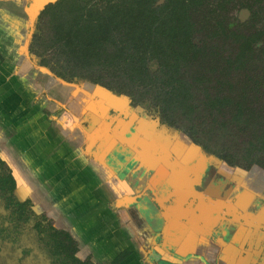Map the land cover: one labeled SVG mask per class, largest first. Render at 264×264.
Instances as JSON below:
<instances>
[{
    "label": "crops",
    "instance_id": "0c3cea01",
    "mask_svg": "<svg viewBox=\"0 0 264 264\" xmlns=\"http://www.w3.org/2000/svg\"><path fill=\"white\" fill-rule=\"evenodd\" d=\"M51 1L0 0V156L17 197L93 264H264L254 173L213 165L184 135L155 142L124 99H89L32 61L33 19Z\"/></svg>",
    "mask_w": 264,
    "mask_h": 264
},
{
    "label": "trees",
    "instance_id": "16d2710c",
    "mask_svg": "<svg viewBox=\"0 0 264 264\" xmlns=\"http://www.w3.org/2000/svg\"><path fill=\"white\" fill-rule=\"evenodd\" d=\"M160 1L49 3L29 38L32 61L67 84L128 98L131 109L143 108L169 136H186L206 157L224 162L230 174L264 178V30L252 33L244 22L235 31L225 17L229 6L251 11L250 0ZM16 190L0 156L1 246L6 235L27 256L38 250L52 264H93L80 260L78 242L35 212L30 200L21 201ZM24 235L30 242L23 245Z\"/></svg>",
    "mask_w": 264,
    "mask_h": 264
},
{
    "label": "flooded vegetation",
    "instance_id": "af4514ba",
    "mask_svg": "<svg viewBox=\"0 0 264 264\" xmlns=\"http://www.w3.org/2000/svg\"><path fill=\"white\" fill-rule=\"evenodd\" d=\"M164 0H161L159 2V4H163ZM250 5H252V10L246 13V20L249 19V21L251 22V26L253 28L252 33H256L255 31L257 29H261L258 26L261 25L259 24L260 22H258V19L260 18V15H264V8H262L261 6L264 5V0H250ZM232 7V6H231ZM229 8V12L225 13V17H226V21H227V26L229 28H231L232 30L237 31L239 29L238 28H232L230 27V13H231V9L230 6ZM205 10V9H204ZM211 10V9H210ZM203 12V11H202ZM255 12L257 13V15L255 14ZM229 15V16H228ZM214 18V16H213ZM243 21H245L243 19ZM241 23V21H239ZM213 24H215V21L213 20ZM195 43H199V39L195 40ZM263 43H260L259 46L262 47ZM131 109V108H130ZM133 109V108H132ZM144 112L143 114V118L146 120H149L150 122L155 123V127H157L158 131H159V136H161V133H164L165 131L161 130L159 128L160 126V122L158 120H153L152 118H150L146 113L145 110L143 108H141ZM142 112V111H141ZM167 135V134H166ZM182 135V134H181ZM180 135V136H181ZM169 136V135H168ZM176 136V135H175ZM263 179V177H261L262 175L260 174H253L251 180L253 182V185L255 187V194L256 196L258 195V199H261L260 197V193H262V191H264L263 189V181H261V179ZM258 177V178H257ZM252 185V184H251ZM262 202V199L260 200ZM258 203V202H257ZM34 209V208H33ZM35 211V210H34ZM2 210L0 209V226H1V222L3 221V216L1 214ZM36 212V211H35ZM39 214V213H38ZM44 215V214H43ZM47 218V217H46ZM48 219V218H47ZM48 222H50L52 225L53 223L51 222V220L48 219ZM8 222L6 223V226H8ZM54 226V225H53ZM55 227V226H54ZM56 228V227H55ZM58 229V228H57ZM60 230V229H59ZM4 238L6 239L5 241V245L1 246L0 245V264H52V259L47 255V253L45 251H38L36 250L35 252L32 250L31 255L27 256L25 255V251H24V246L22 248L17 249L16 248L13 249L12 247V243H9V241H11L9 239V237H7L6 235H4ZM30 242V240L27 238V235H24L22 237V239L19 242ZM16 246V245H15ZM40 252V253H39ZM81 260V259H80ZM88 260V259H87ZM85 260V261H87ZM83 261V260H82Z\"/></svg>",
    "mask_w": 264,
    "mask_h": 264
},
{
    "label": "rangeland",
    "instance_id": "374dc122",
    "mask_svg": "<svg viewBox=\"0 0 264 264\" xmlns=\"http://www.w3.org/2000/svg\"><path fill=\"white\" fill-rule=\"evenodd\" d=\"M262 8H264V5H262L261 6ZM230 8H232L231 9V13H230V27H232V28H238V27H240V29L241 28H243V25L245 24V23H247V25H248V27H252L251 26V22L249 21V19H245V18H247L246 16V12H244V9H240L237 5L236 6H234V7H231L230 6ZM204 10V9H203ZM229 16V15H228ZM243 19L245 20V21H243ZM239 21H241V23L239 22ZM243 22V23H242ZM245 22V23H244ZM258 22H260L259 24H261V25H259L258 27L259 28H261L262 30H264V15H260V18L258 19ZM262 69H263V66L262 65H259V68H258V73L260 74V75H262ZM86 85V84H85ZM82 86V87H78V85H76V87L77 88H79V89H82V88H85V90L83 91L84 93H85V95L89 98V99H92V100H95V101H98V100H101V99H106L107 97H110V92H108L107 90H104V89H101V88H98V87H95L94 88V90H93V88H88V87H91V86H88L87 87V85L86 86ZM260 99H261V102H259L260 103V105H262V104H264V84H263V86L261 87V90H260ZM122 102V101H121ZM129 103V102H128ZM34 104H35V102H34ZM91 104V103H90ZM87 105H88V103H87ZM259 105V104H258ZM91 107H92V105H90ZM118 108H119V106H117ZM127 113H132V112H135V113H143L144 111L141 109V107H135V108H133V109H130L129 107H128V109H127ZM142 111V112H141ZM107 112L105 111L104 112V114H106ZM117 114V116L119 115V112H118V110H116L115 108H111V110H110V114H109V116L110 117H112L113 115H116ZM99 124H101L102 123V121H100V122H98ZM97 123V124H98ZM114 126H117V125H115L114 124ZM111 136H110V134H109V132H106L105 134H103V135H97V137H96V139L94 140V143L92 144V145H97V146H100V145H102L106 140H107V138H110ZM166 137H170V138H166ZM180 135H176V136H168V135H166V132H164V133H161V136H158L157 137V139H156V141L155 142H159V141H163V142H165V141H167V139H171V140H177L178 139V141L180 140ZM92 138V137H91ZM171 140H170V142H171ZM91 144V139H90V141H88L87 142V145H90ZM194 145V144H193ZM197 148H198V151H199V153H201L202 151H201V148L200 147H198V146H196ZM213 160L215 161V163H217V164H213V165H217L218 167H219V165L220 166H222V165H225V163L224 162H221L219 159H217V158H213ZM222 164V165H221ZM259 177V176H258ZM257 177V178H258ZM260 178V177H259ZM261 179V178H260ZM261 181H263V189H264V178L263 179H261ZM236 222H238V221H236ZM240 222V221H239ZM238 222V223H239ZM243 222V221H242Z\"/></svg>",
    "mask_w": 264,
    "mask_h": 264
},
{
    "label": "water",
    "instance_id": "95a60500",
    "mask_svg": "<svg viewBox=\"0 0 264 264\" xmlns=\"http://www.w3.org/2000/svg\"><path fill=\"white\" fill-rule=\"evenodd\" d=\"M57 0H53V1H51V2H49V3H54V2H56ZM48 3V4H49ZM48 4H46V5H48ZM46 5L44 6V8L46 7ZM43 8V9H44ZM42 9V10H43ZM41 10V11H42ZM41 11H40V13H41ZM40 13L38 14V16L40 15ZM38 16L35 18V19H33L34 21H33V26L32 27H34V24H35V22H36V20H37V18H38ZM45 71H47L49 74H51L48 70H46V69H44ZM51 76H52V74H51ZM57 80V79H56ZM59 81H61V80H59ZM61 82H63V81H61ZM63 83H65V82H63ZM65 84H67V83H65ZM68 85H71V84H68ZM110 96L112 97V100H118V98L119 97H117V96H114V95H111L110 94ZM119 99H124L126 102H129V99L128 98H125V97H122V98H119ZM130 103V102H129ZM130 108V107H129ZM193 144V143H192ZM210 158H214V157H210ZM215 159V158H214ZM259 174V173H258Z\"/></svg>",
    "mask_w": 264,
    "mask_h": 264
},
{
    "label": "bare ground",
    "instance_id": "6f19581e",
    "mask_svg": "<svg viewBox=\"0 0 264 264\" xmlns=\"http://www.w3.org/2000/svg\"><path fill=\"white\" fill-rule=\"evenodd\" d=\"M34 8V7H33ZM100 88V87H99ZM101 89H103V88H101ZM111 106V105H110ZM109 148H108V146H107V150H108ZM196 149V148H195ZM192 150V149H191ZM197 150V149H196ZM194 151V150H193ZM197 152V151H196ZM195 152V153H196ZM193 154V153H192ZM193 155H195V154H193ZM188 158V157H187ZM191 160V159H190Z\"/></svg>",
    "mask_w": 264,
    "mask_h": 264
}]
</instances>
